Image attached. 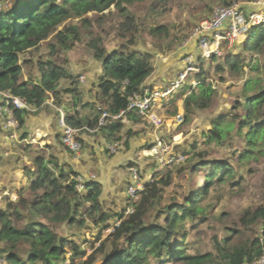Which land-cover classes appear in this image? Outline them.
<instances>
[{
    "label": "rangeland",
    "instance_id": "374dc122",
    "mask_svg": "<svg viewBox=\"0 0 264 264\" xmlns=\"http://www.w3.org/2000/svg\"><path fill=\"white\" fill-rule=\"evenodd\" d=\"M228 1L231 5L238 4L245 12H264V5H257L263 0ZM17 2L0 0V12H10ZM223 6L222 0H147L125 8L126 15L122 18L115 9L105 15L90 13L83 17L73 16L59 28V31L74 30L79 35V40L72 44L71 50H58L54 54L57 31L20 56L19 65L23 69L20 79L23 82H39L40 65L51 59L65 73L73 76L74 82L79 83L78 91L69 94L66 90L75 89V85H72V79L64 78L57 92L63 103L58 104L56 97L48 93L42 106H30V110H27L24 126H20L17 120L14 127L6 128L5 119H0V210L8 209L9 204H12L16 209L10 212L16 227L29 229L35 223L33 227L39 229L38 225H47L60 237L80 247L82 255L76 256V250L73 251V246L69 245L62 264H83L89 259L101 264L112 254L116 243L110 236L122 222L120 216L131 215L140 200V195L132 196V189L137 183L133 178L134 172L139 175L145 189L157 178L168 174L172 176L171 185L163 190L162 205L165 206L184 202L194 192L196 181L203 183V176L208 170L201 168L198 170L200 173H192L194 168L199 169L198 165L202 161L225 162L233 174L226 178L219 175L214 179L209 195L200 203L204 210L203 216L182 223L184 229L177 236L175 245L179 243L186 255L213 253L217 256L215 239L221 241L231 235L236 243L252 241L261 236L259 223L246 225L245 212L264 205V141L257 142L259 151L256 149L253 156L241 160V155L248 149V128L242 129L243 134H239V128L247 121L244 117L248 94L254 95L259 88L264 87V48L261 52L244 54L242 42L232 51L226 50L222 57L203 64L206 71L204 83L197 81L194 86L191 84L194 76H191L182 90L157 104L154 112L162 121L160 127L139 116L141 122L132 121L133 124L125 123L126 119L121 122L124 125L121 133L112 142L103 137L101 127L88 129L81 132L83 149L80 155H75L62 144V129L59 126L62 112L64 116L68 113L74 115L77 111L91 115L94 110L88 105L98 103L101 98L100 76L96 72L97 65L101 63L84 48L91 38L100 36L103 46L111 53L127 47L136 50L142 57L150 55L154 70L142 89H163L185 67L183 44L186 39L203 21L210 18L216 8ZM128 16L133 19L134 27L126 32L120 25ZM158 27H165L168 34L153 36L151 29ZM131 40L134 42L130 45ZM227 59H241L242 70L237 74L231 73ZM251 81L259 84L256 83L254 90L249 93L245 87ZM202 83L204 87L211 86L214 91L210 107L204 110L187 107V99L199 93ZM76 95L79 96L77 105ZM233 109H237L236 114L243 124L237 123L226 141H219L211 132L213 122ZM178 115H182L181 124L176 122ZM156 141L157 144L158 141L162 142V148L168 147L166 155L160 156L163 162L158 156L160 148H154ZM111 145H118L117 153H111ZM38 157L59 163L69 176L67 184L74 183L79 195L74 206L80 204V207L73 215V223L53 224L30 208L36 198L30 186L31 175L38 168L35 164ZM170 159L173 162L168 163ZM81 180L86 183L85 188L81 187ZM94 182L102 190L98 199L100 211L95 213L92 211L94 204L84 202L81 196L86 195L87 185ZM18 211L19 215L16 213ZM20 214L23 218H19ZM102 215L107 216L108 221L101 222ZM153 215H157L156 210ZM9 253L27 260L30 249L23 244L0 243V264H8ZM164 260L168 264H181L169 260L168 256ZM150 264L159 263L151 258Z\"/></svg>",
    "mask_w": 264,
    "mask_h": 264
},
{
    "label": "trees",
    "instance_id": "16d2710c",
    "mask_svg": "<svg viewBox=\"0 0 264 264\" xmlns=\"http://www.w3.org/2000/svg\"><path fill=\"white\" fill-rule=\"evenodd\" d=\"M145 1L147 0H18L13 10L8 13L0 12V91L25 98L31 106L38 108L44 104L48 93H52L58 104H62L63 101L57 92L64 78L72 79V85H75V89H67V93L78 91L79 83L73 81V76L65 73L66 71L49 59L40 65L39 82L34 84L23 82L20 79L23 74V69L19 65L20 56L57 31L54 54L58 50L68 52L80 37L74 30L59 31V28L73 16L83 17L90 13L105 15L115 9L122 18L126 15L125 8ZM222 1L225 6L231 5L228 0ZM122 22L124 23L120 26L123 31L127 32L134 27L130 16ZM150 32L155 37L168 34L165 27L154 28ZM99 37L96 35L91 38L84 48L102 64V75L99 78L101 98L98 103L88 105L94 110L91 115L77 111L74 115L66 116L69 126L82 129L83 132L85 129L98 128L104 111L119 114L127 110L130 97L142 90L143 84L154 70L150 55L142 57L139 52L127 47L111 53L103 46ZM133 42L134 40H131L129 44ZM192 46L196 47L194 43ZM243 46L244 54L261 52L264 48V25L253 27ZM190 48L185 50V55L196 52L191 51ZM215 59L212 58L211 62ZM227 62L231 73L237 74L243 68L241 59H227ZM204 76L206 71L203 69L202 74L197 78L198 81L204 83L206 79ZM203 83L199 86V93L187 99V107L194 106L203 110L210 107L214 91L211 86L204 87ZM256 83L259 84L252 81L247 83L245 91L254 90ZM75 98L77 105L79 96L76 95ZM245 108L244 119L246 118L247 121L244 124L236 114L237 109H233L232 112L214 121L211 130L216 139L226 141L227 135L236 128L237 123L243 124L239 128V134H243L242 129L247 127L248 149L241 155V160L253 156L256 149L259 151L257 142L264 141V119L261 120L264 116V87L259 88L254 95L248 94ZM27 113V110H15L14 114L20 126L25 125ZM127 119L133 122L141 120L134 112L128 113ZM123 128L121 122L107 121L100 131L107 141L112 142L117 139ZM79 140L81 141V136ZM35 164L38 168L31 175L32 177L30 176V190L36 198L30 208L36 215L47 217L53 224L73 223V215L80 207V204L74 206L78 201L77 198L79 199L74 183L67 184L66 179H69V176L65 174L59 163H54L52 159L38 157L35 159ZM198 168L192 170L194 175L200 173L198 170L201 168L208 170L203 176L204 181L203 183L196 181L194 192L182 203L162 205L163 190L172 183L170 174L157 178L154 183L147 185L139 194L140 200L134 212L129 216H120L122 222L110 236L115 240L116 248L101 264H150L151 258L156 259L159 264H168L164 260L166 256L174 263L181 264H255L264 256V205L254 211L245 212L246 225L259 223L262 228L261 236L252 241L235 243L231 235L221 241L215 239L217 256L213 253L186 255L179 243L175 245L178 242L177 236L184 229L182 223L187 219L198 220L203 216L204 210L200 207V203L209 195L214 179L219 175L221 178H226L233 174V170L225 162L202 161ZM74 174L78 175L76 172ZM101 193L99 184L94 182L87 185L86 195H81L84 202L94 204L92 210L94 213L100 211L98 199ZM12 209L16 208L9 204L8 209L0 210V243L23 244L30 249V256L27 260H23L18 255L9 253L8 264H62L66 259L69 245L73 246V251L76 250V256L82 255L80 247L65 237H60L47 225L40 224L39 229L33 227L36 226L35 223L31 224L29 229L16 227L11 217ZM155 210L157 215L152 216ZM16 213L19 215V211ZM19 218H23L21 214ZM106 221H108L107 216L102 215L101 222ZM83 264H95V261L89 259Z\"/></svg>",
    "mask_w": 264,
    "mask_h": 264
},
{
    "label": "built area",
    "instance_id": "2783aa9c",
    "mask_svg": "<svg viewBox=\"0 0 264 264\" xmlns=\"http://www.w3.org/2000/svg\"><path fill=\"white\" fill-rule=\"evenodd\" d=\"M257 5H264V0L257 3ZM263 24L264 12H245L238 4L216 8L210 18L203 21L183 44V49L187 50L194 43L196 45V52H190L185 55L183 61L185 67L177 74V77L171 80L163 89H142L139 93H135L129 99L128 109L121 111L119 114H111L108 111H104L98 127H104L107 121L123 122L127 119V114L131 112L136 113L139 117L148 119L156 127H160L162 121L156 116L154 112L155 107L182 90L186 81L191 76H194V81L191 84L195 86L198 83V76L202 74L204 69L203 64L212 58L222 57L226 50L230 51L235 46L244 42L253 27ZM195 53L198 55L196 56ZM30 106L25 98L15 96L10 92L0 91V119H5L6 128H12L16 125L15 110H30ZM182 121V115H178L176 122L181 124ZM59 126L62 129V144L71 153L80 155L83 147L79 138L83 130L69 126L63 112ZM156 147L160 148L158 152L159 158H161L160 156L164 157L168 151V147L167 149H165L166 147L162 148L161 141H158V144L156 141L154 148ZM109 150L112 154L117 153L118 145H111ZM161 161L163 162L162 158ZM171 162H173L172 159L168 160V163ZM133 178L137 183L135 188L132 189V196L136 197L145 190V186L140 181L139 175L136 172H134ZM80 182L82 183L81 187L85 188L86 183L82 182V180ZM77 183L79 184V180ZM255 264H264V256L256 261Z\"/></svg>",
    "mask_w": 264,
    "mask_h": 264
},
{
    "label": "crops",
    "instance_id": "0c3cea01",
    "mask_svg": "<svg viewBox=\"0 0 264 264\" xmlns=\"http://www.w3.org/2000/svg\"><path fill=\"white\" fill-rule=\"evenodd\" d=\"M191 49V51H196V47L195 46H192V48H190ZM180 56H183L182 54L180 55ZM98 66V69H96V72L98 73V76H101V74H102V67H101V64H99V65H97ZM91 68H92V66H91ZM161 68V67H160ZM178 69H180V68H178ZM174 77V76H173ZM172 77V78H173ZM147 82V81H146ZM169 82V81H168ZM167 83V82H166ZM145 86H147V83H146V85ZM144 89V88H143ZM68 114H70V113H68ZM66 116H68V115H66ZM142 120V119H141ZM141 120H140V122H141ZM1 121V120H0ZM1 123V122H0ZM125 123H128V124H133V122L132 121H129L128 119H127V121L125 122ZM4 124L2 123V126H3ZM133 141V140H132Z\"/></svg>",
    "mask_w": 264,
    "mask_h": 264
},
{
    "label": "clouds",
    "instance_id": "9594fccd",
    "mask_svg": "<svg viewBox=\"0 0 264 264\" xmlns=\"http://www.w3.org/2000/svg\"><path fill=\"white\" fill-rule=\"evenodd\" d=\"M264 25V24H263ZM249 35V34H248ZM247 39H248V37H247ZM247 39L243 42V44L247 41ZM236 47V46H235ZM233 50V49H232ZM232 50H230V51H232Z\"/></svg>",
    "mask_w": 264,
    "mask_h": 264
}]
</instances>
